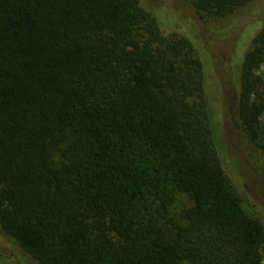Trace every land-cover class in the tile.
<instances>
[{
    "label": "trees",
    "instance_id": "trees-1",
    "mask_svg": "<svg viewBox=\"0 0 264 264\" xmlns=\"http://www.w3.org/2000/svg\"><path fill=\"white\" fill-rule=\"evenodd\" d=\"M249 1L191 0L203 19ZM155 15L140 0H0V228L38 264H263L202 54ZM237 50L230 109L264 149V25Z\"/></svg>",
    "mask_w": 264,
    "mask_h": 264
},
{
    "label": "rangeland",
    "instance_id": "rangeland-1",
    "mask_svg": "<svg viewBox=\"0 0 264 264\" xmlns=\"http://www.w3.org/2000/svg\"><path fill=\"white\" fill-rule=\"evenodd\" d=\"M140 3L156 14L165 32L187 36L201 52L204 86L221 143L223 167L244 208L264 225V149L239 125L235 107L230 109L235 104L238 42L246 43L264 25V0H251L223 16L205 14L204 19L191 0ZM258 72L264 73V63ZM262 254L264 264V251ZM0 264L38 263L0 228Z\"/></svg>",
    "mask_w": 264,
    "mask_h": 264
}]
</instances>
